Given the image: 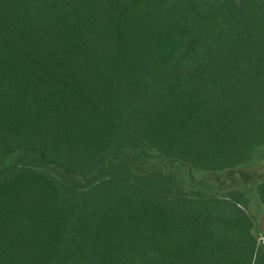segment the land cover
Segmentation results:
<instances>
[{
    "label": "trees",
    "instance_id": "trees-1",
    "mask_svg": "<svg viewBox=\"0 0 264 264\" xmlns=\"http://www.w3.org/2000/svg\"><path fill=\"white\" fill-rule=\"evenodd\" d=\"M263 220L264 0H0V264H264Z\"/></svg>",
    "mask_w": 264,
    "mask_h": 264
},
{
    "label": "rangeland",
    "instance_id": "rangeland-1",
    "mask_svg": "<svg viewBox=\"0 0 264 264\" xmlns=\"http://www.w3.org/2000/svg\"><path fill=\"white\" fill-rule=\"evenodd\" d=\"M257 201H254L249 209V212L253 215L254 218H256V215H257ZM263 223H264V220H263ZM257 237L259 238V240L263 241L264 243V236L262 235L261 232H259L258 229H256L255 231Z\"/></svg>",
    "mask_w": 264,
    "mask_h": 264
}]
</instances>
